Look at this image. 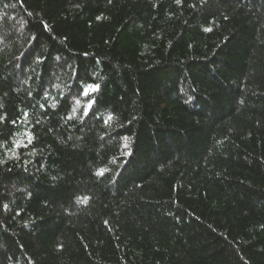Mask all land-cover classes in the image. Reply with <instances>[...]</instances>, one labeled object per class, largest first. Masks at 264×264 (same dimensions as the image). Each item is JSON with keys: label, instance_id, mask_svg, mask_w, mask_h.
<instances>
[{"label": "trees", "instance_id": "trees-1", "mask_svg": "<svg viewBox=\"0 0 264 264\" xmlns=\"http://www.w3.org/2000/svg\"><path fill=\"white\" fill-rule=\"evenodd\" d=\"M0 264H264V0H0Z\"/></svg>", "mask_w": 264, "mask_h": 264}]
</instances>
